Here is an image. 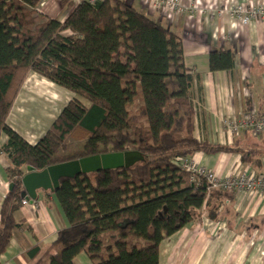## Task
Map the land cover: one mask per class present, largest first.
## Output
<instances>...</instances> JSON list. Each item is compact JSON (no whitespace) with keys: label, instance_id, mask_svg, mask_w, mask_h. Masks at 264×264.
Segmentation results:
<instances>
[{"label":"trees","instance_id":"16d2710c","mask_svg":"<svg viewBox=\"0 0 264 264\" xmlns=\"http://www.w3.org/2000/svg\"><path fill=\"white\" fill-rule=\"evenodd\" d=\"M43 0H0V147L14 189L0 209V256L19 224L15 214L26 168L35 172L82 158L137 152L130 169L62 179L54 191L68 227L49 250L24 254L26 264H159V247L219 208L224 195L203 175L182 168L195 154H236L259 164L255 151L195 138L203 103L200 77L184 65L180 39L161 21L123 0H84L64 22L38 12ZM211 72L234 69L230 51L213 52ZM30 74L70 94L45 136L29 145L7 117ZM83 143L78 151L70 145ZM62 152L61 154H59Z\"/></svg>","mask_w":264,"mask_h":264},{"label":"crops","instance_id":"0c3cea01","mask_svg":"<svg viewBox=\"0 0 264 264\" xmlns=\"http://www.w3.org/2000/svg\"><path fill=\"white\" fill-rule=\"evenodd\" d=\"M58 1L61 7L53 17L40 12L47 9L45 1L38 6V12L64 22L70 10ZM82 1L72 3L76 6ZM123 1L161 21L176 35L182 43L185 67L199 75L203 103L195 119V138L214 145L236 144L259 155V164L250 166L242 165L236 154L223 153L214 156L198 153L185 162L221 179L244 173L264 176V133L240 130L232 135L224 125L225 120H238L250 112L264 116V21L257 19L243 26L229 14L236 6L245 10L264 9V0H179L193 8L190 13L156 11L145 0ZM219 51L233 53L232 73L210 71V54ZM35 77L30 74L23 84L6 121L29 145L45 136L63 109L54 97H48L50 103L35 97L37 87L30 83ZM6 141L7 137L2 135L0 147ZM9 166L8 158L0 154V209L10 193L6 174ZM25 202L26 206L21 204L15 214L19 226L12 233L10 246L0 256V264H26L25 252L34 247L49 250L58 232L68 227L54 192L38 190L34 200ZM74 263L92 264L85 254L77 256ZM159 264H264V194L249 196L242 191L224 195L213 215L203 213L198 221L162 242Z\"/></svg>","mask_w":264,"mask_h":264},{"label":"built area","instance_id":"2783aa9c","mask_svg":"<svg viewBox=\"0 0 264 264\" xmlns=\"http://www.w3.org/2000/svg\"><path fill=\"white\" fill-rule=\"evenodd\" d=\"M150 3L153 10L166 9L177 13H190L193 8L181 3L179 0H145ZM231 17L238 21L241 25H249L253 20L264 21V9L262 7H255L254 9L245 10L240 6H236L229 11ZM244 116V115H243ZM238 123L226 122L228 131L232 135H236L240 130L253 131L256 134L264 133V116H259L255 112H250ZM225 125V122H224ZM182 168L191 172L203 175L207 179V183L211 190H224L228 192H246L249 196L254 194H264V176L253 174H236L227 178H219L216 175L206 172L205 170H198L193 164L180 161ZM27 202L22 205L26 206Z\"/></svg>","mask_w":264,"mask_h":264},{"label":"water","instance_id":"95a60500","mask_svg":"<svg viewBox=\"0 0 264 264\" xmlns=\"http://www.w3.org/2000/svg\"><path fill=\"white\" fill-rule=\"evenodd\" d=\"M143 161L137 152H126L82 158L79 160L57 164L42 172H35L26 168V175L22 178L24 192L21 197L34 200L38 190L54 192L62 179H73L76 176L106 172L111 170L130 169ZM14 185L8 190L12 192Z\"/></svg>","mask_w":264,"mask_h":264},{"label":"rangeland","instance_id":"374dc122","mask_svg":"<svg viewBox=\"0 0 264 264\" xmlns=\"http://www.w3.org/2000/svg\"><path fill=\"white\" fill-rule=\"evenodd\" d=\"M44 1L46 2V4L48 3L47 9L44 8V10H41L40 12L41 13L44 12V11L45 12H48V13H46L47 16L53 17L54 16V13H56L60 9V7H61L59 1L58 0H43L42 2L44 3ZM37 77H35V81L32 80V81H34L36 83H40L39 86H37V92L35 94V95H38V96H35V97H37L38 99H40L42 101H45L47 103H50L51 102V99H49L48 97H50V98L54 97L55 103H57L58 107H62V105H63V109H64L65 106L67 105V103L69 102L68 101V98L70 100L69 94L67 92L61 90V89H58L55 86H51L50 84L46 83L45 80L43 81V79H41L40 77H38V79H39L38 80ZM37 81H39V82H37ZM43 83L46 84L47 87H50L51 93H52L51 95H46L45 94L46 93L45 89H47V88L44 87V84ZM247 114H244V116L247 115ZM244 116L241 115V117L238 120L242 119V117H244ZM238 120H225L224 121L225 122V127L227 128L226 122H228V123H230V122L238 123L239 122ZM82 146H83V143H76V144L70 145L67 148V152L78 151V150H80L82 148ZM61 153L62 152H60L59 154H61Z\"/></svg>","mask_w":264,"mask_h":264},{"label":"bare ground","instance_id":"6f19581e","mask_svg":"<svg viewBox=\"0 0 264 264\" xmlns=\"http://www.w3.org/2000/svg\"><path fill=\"white\" fill-rule=\"evenodd\" d=\"M30 83H32V84H34L35 85V87H37L36 85L37 84H35L32 80H30ZM39 86V85H38ZM44 87H46L47 89H45V91H46V95H51L52 93H51V91H50V87H47L46 85H44ZM37 89V88H36ZM36 92H37V90H36ZM36 92L34 93V95L36 94ZM36 96H38V95H36Z\"/></svg>","mask_w":264,"mask_h":264}]
</instances>
